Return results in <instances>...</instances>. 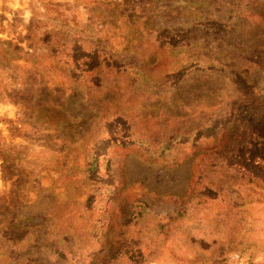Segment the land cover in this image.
I'll use <instances>...</instances> for the list:
<instances>
[{
    "label": "rangeland",
    "instance_id": "1",
    "mask_svg": "<svg viewBox=\"0 0 264 264\" xmlns=\"http://www.w3.org/2000/svg\"><path fill=\"white\" fill-rule=\"evenodd\" d=\"M196 3L0 0V218L16 214L26 225L36 228L42 239L54 219L66 218L67 209L62 203L82 202L87 194H99L101 184L93 193L89 185L78 182L83 167L79 152L89 147L88 137L100 141L105 138L95 120L103 107L93 105L92 112H87L77 101L70 107L72 116L65 117L66 121L61 118L67 86L99 96L98 90L111 85L98 84L94 72H86L93 62L85 65L86 61L80 59L76 68L63 59L60 48L66 52L78 44L93 42L99 45L97 48L104 45L116 61L122 62L119 73L124 77L114 78L112 83L123 91L119 102L135 113V135L155 136V131L160 134L161 130V126L155 127L157 123L170 124L169 120L179 122L208 110H220L218 105H228L225 102L232 103L246 91L233 71L192 68L197 67L193 59L202 47L230 60L238 72L246 66L248 77L264 101V0H256L252 7L257 6L256 23L240 19L226 33L206 24L205 35L189 37L192 45L186 46L185 40L182 47L178 41L165 40L177 52L175 60L168 58L166 48L162 50L160 43H155L157 32L188 22ZM228 4L232 16L241 13L248 17L249 0H231ZM136 18L147 25V30ZM249 22L257 30H242L246 24L250 26ZM93 85H98L94 93ZM102 97V104L110 100ZM245 124L229 121V127L238 129L241 137L228 143L216 138L208 146L224 158L220 165L223 173L216 178L206 176L211 184L208 188L203 184L206 181L199 183V176L191 172L198 159L189 158L173 168L146 163L145 147L137 143L126 145L123 141L125 149L110 146L109 168L101 159L93 158L88 179L111 183L112 197L104 206L93 202L91 211L85 210V214L97 213V209L106 207L110 214L107 230L97 227L91 236L74 235L72 239L68 238L72 233L67 232L62 241H66L70 255H77L72 259H50L49 246L43 250L35 245L32 261L264 264V180L257 178H264V122ZM244 126L248 131L252 129L251 134L242 131ZM204 146L197 140L192 148L199 154L207 148ZM96 148L94 151L100 150ZM126 150L133 155L122 163ZM106 170L110 179L104 176ZM245 171H249V177ZM170 212L182 217L166 223ZM84 218L67 217L65 222L72 226Z\"/></svg>",
    "mask_w": 264,
    "mask_h": 264
},
{
    "label": "trees",
    "instance_id": "2",
    "mask_svg": "<svg viewBox=\"0 0 264 264\" xmlns=\"http://www.w3.org/2000/svg\"><path fill=\"white\" fill-rule=\"evenodd\" d=\"M157 2H167V0H156ZM239 1V0H238ZM251 2L248 5V17L245 18L244 14H237L232 16V11L228 12L227 9L232 8L228 3L231 0H197L193 11L189 12L190 18L182 24H178L176 27H169L167 30L157 32V39L155 43H160V48L164 50L166 48L167 57H171L173 60L176 58V53L173 48L166 45L164 41H178L179 47H182L186 40L187 45H192L189 37H196V35H205V25L211 24L214 27L223 30V33L228 32L233 25L238 24L240 19L253 20L256 23L259 19L258 14L255 12V8H252L256 4V0H249ZM114 7L118 10L117 5ZM229 7V8H228ZM170 9V7L168 8ZM140 22L139 18L134 19ZM213 23V24H212ZM249 22L248 26H243L244 28L252 27L255 28V24ZM142 28L147 30V25L144 22H140ZM192 38V39H193ZM221 40L220 38H216ZM194 40V39H193ZM162 42V43H161ZM77 45V42L70 41L69 44ZM92 43V44H91ZM170 44V43H169ZM171 45V44H170ZM99 45H95L93 42L88 43L86 46L78 44V46L72 50H67L64 52L65 48H60L63 59L73 63V66L77 68V61L82 59L87 65L89 62H93V66L86 72H94L97 78V83L110 82L111 88L104 87L102 90H98L99 96L95 94H90L88 91L79 89L73 86H67L65 88V110L62 113V121H66L65 117H71L70 107L74 102L79 101V106L85 107L87 112H92L93 105L102 106V112L100 116L95 119L97 122V127H102L104 134V139L100 141V138L93 139L88 137L89 147L85 151L79 152L81 154L82 162V177L78 179L79 184L84 186L89 185L92 192H96L99 189V194L94 197L93 194H87L82 202H75L74 200L62 203L63 207L67 209V216L64 220L54 219V224H52L49 233L42 236L36 228L30 227L21 221V218L15 214L11 218H0V264H34L32 261L33 254L31 250L35 245H39L41 249L45 250V246H49L51 251L49 252L50 259H61L60 257H77V255H70L69 250H67L66 241H62V238L66 236V233H72L68 235V238L72 239L75 236L84 237L88 235H93V231L97 227H102L103 230L108 228L109 210L106 211V207L97 209V213L90 212L85 214V210L91 211V204L102 203L103 206L107 203V199L112 197V185L106 181L100 183V181H92L88 179L89 173L92 171V160L93 158H99L105 163V168H109L108 161L111 156L108 155V148L110 146H115L116 148L125 149L126 141L127 144L137 143L139 147H145L143 149L145 155H143V160L146 163H161L168 165L170 167H177L189 158L198 159L196 164L193 166L191 172L199 176V183H203L206 188L211 184L209 183L206 176H211L216 178L217 175L223 173V169L220 165L223 164L224 158L219 154L212 153L208 146L214 144L215 139L227 140V143L232 138H240L241 134L238 129L229 127V121L232 120L235 124H245L249 121H262L264 122V101L261 96L257 94V90L252 83L251 79L248 77V70L246 66L241 72L233 69V64L230 60L219 58L220 54L218 52L209 53L205 47L199 52V55L193 59L196 62L197 67L192 66V68H198L204 71H219V72H232L236 74L237 78L241 83L244 84L245 92L240 94L234 99L232 103H227L228 105L221 104L218 105L220 110L213 109L211 112L205 111L203 115H194L192 118L182 119L179 122H174L166 117L168 122L163 121L162 125L159 123L155 124V127H160V134L157 130L155 131V136L149 135L148 137L142 135H135L134 124L132 122L134 111H130L129 107L124 105V102H119V96L122 94V90L114 87V78H123V73H119L120 66L122 62L116 61L110 50H107L104 45L97 48ZM179 49V48H178ZM76 50V52H75ZM121 55V54H120ZM116 80V79H115ZM118 85V82H114ZM98 85H93L94 91ZM92 91V89H91ZM82 94V96H81ZM102 96H108L110 100L102 104ZM122 106H121V105ZM90 107V108H89ZM243 108V109H241ZM98 110V109H97ZM67 113V114H66ZM96 116H94L95 118ZM217 122H219L217 124ZM217 124V125H216ZM248 125V124H247ZM245 124V126H247ZM242 129L244 133L248 132L251 134L252 129L249 131L246 127ZM214 131L213 134H209L210 131ZM197 140L203 141L204 149L202 153L196 154L193 150V145L197 143ZM98 146L100 149L94 151L95 147ZM104 146L103 148H100ZM189 151H186V150ZM1 151V150H0ZM94 151V152H93ZM122 156V163L128 160V157L133 155V152L126 150ZM196 154V155H195ZM86 159V160H84ZM220 166V168H219ZM247 176H250L249 171H245ZM244 174V173H243ZM109 178V171L104 175ZM264 180L263 177H257ZM110 179V178H109ZM91 196V197H90ZM90 198V199H89ZM111 204V203H110ZM140 215V214H139ZM81 220L78 224H72L71 222H65L67 217H72ZM182 214L178 212H170L166 214L167 222L171 223L179 220ZM70 230V231H69ZM88 231V232H87ZM101 231V232H102ZM99 237L104 238V235H99ZM77 243V242H74ZM105 243V241L103 242ZM52 246H50V245ZM64 246V247H62ZM68 255V256H67ZM55 256V257H54ZM66 259V258H64Z\"/></svg>",
    "mask_w": 264,
    "mask_h": 264
}]
</instances>
